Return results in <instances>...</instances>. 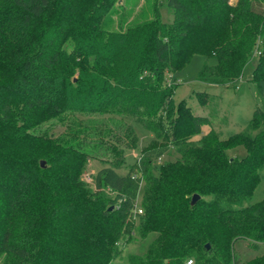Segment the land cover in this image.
Returning <instances> with one entry per match:
<instances>
[{
  "label": "trees",
  "instance_id": "16d2710c",
  "mask_svg": "<svg viewBox=\"0 0 264 264\" xmlns=\"http://www.w3.org/2000/svg\"><path fill=\"white\" fill-rule=\"evenodd\" d=\"M119 1L0 0V264H111L134 229L155 236L145 259L128 264H241L237 241L264 244V199L242 206L261 181L264 111L253 112V135L221 140L203 133L207 118L174 103L166 75L200 55L215 66L198 80L228 86L257 52L252 80L263 92L264 0H151L152 17L132 24ZM46 118L64 133L39 132ZM128 118L152 136L133 165L125 156L139 140ZM237 146L246 157L229 159ZM171 149L179 158L155 174ZM91 160L105 164L94 190L80 178ZM243 264H264V254Z\"/></svg>",
  "mask_w": 264,
  "mask_h": 264
},
{
  "label": "rangeland",
  "instance_id": "374dc122",
  "mask_svg": "<svg viewBox=\"0 0 264 264\" xmlns=\"http://www.w3.org/2000/svg\"><path fill=\"white\" fill-rule=\"evenodd\" d=\"M150 2L151 0H148V3L144 2V0H120L118 4H122L126 11L132 12L126 20L128 24H132L140 21L144 16L146 19L152 17V14L150 15L149 12L151 7ZM236 2L237 0H230L232 5H235ZM158 10L161 21L166 24L171 23L172 12L166 6L164 1L159 2ZM119 20L120 17H113L114 22L111 26L113 30L118 29ZM123 28H125V26H123ZM70 47L71 43L68 42L65 48L69 49ZM256 65L257 52L250 58L239 79L228 86H221L198 80L199 74L205 67L215 66V60L210 57L196 55L193 56L191 61L181 70L167 74L166 81L169 85H176L173 93L174 103L184 100L194 115L208 119L209 124L203 127V133L212 129L217 132L221 140H228L229 138L242 133H250L253 135L254 132L252 133L251 130L253 112L256 109L264 111V90L263 92H260L252 80V73ZM199 93L207 94V105L202 106L200 104L198 99L199 95L197 96ZM45 116L46 115H43L42 117ZM127 123L133 127L139 140L136 149L127 151L125 156L126 164L133 165L139 159L142 148L146 147L152 140V136L142 127V125L136 123L132 118H128ZM38 131L48 132V134L52 133L58 137L59 134L64 133L63 122L56 118H46L38 125ZM195 139L197 140L199 138L195 137ZM226 156L229 159L242 160L246 157V150L243 146H237L233 149H229L226 152ZM178 158L179 155L176 151L171 149L160 161L153 163L151 169L157 174V168L159 165L175 161ZM103 166H105V164L97 160H91L85 165L80 174V178L86 184L88 189L94 190V176ZM116 171L125 174L128 169L125 166L116 169ZM259 174L261 176V181L250 199H247L242 203L243 207L253 205L264 199V166ZM144 189L145 183H142L137 198V207L139 208ZM102 190L107 196H113V194L108 190L106 191L105 188ZM138 224L139 220H136V225L138 226ZM154 236L155 235L150 234L145 239L141 240L137 236L136 229H134L129 242H123L120 245L122 248L120 257L111 264H128L130 256L145 259L146 249L152 242ZM233 250L237 260L243 264L253 258L263 255L264 244H259L255 248L251 247L248 241L239 240L234 244Z\"/></svg>",
  "mask_w": 264,
  "mask_h": 264
},
{
  "label": "water",
  "instance_id": "95a60500",
  "mask_svg": "<svg viewBox=\"0 0 264 264\" xmlns=\"http://www.w3.org/2000/svg\"><path fill=\"white\" fill-rule=\"evenodd\" d=\"M40 164H41V166H43V162H41ZM198 200H199V196L194 195L191 199V205H194ZM206 247H208V246H206Z\"/></svg>",
  "mask_w": 264,
  "mask_h": 264
},
{
  "label": "built area",
  "instance_id": "2783aa9c",
  "mask_svg": "<svg viewBox=\"0 0 264 264\" xmlns=\"http://www.w3.org/2000/svg\"><path fill=\"white\" fill-rule=\"evenodd\" d=\"M88 179V178H87ZM90 180V179H89ZM88 182V181H87ZM90 182V181H89ZM137 213L139 214V215H141L143 212H142V209L141 208H139V207H137ZM186 264H193V262L192 261H188Z\"/></svg>",
  "mask_w": 264,
  "mask_h": 264
}]
</instances>
